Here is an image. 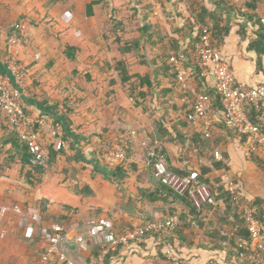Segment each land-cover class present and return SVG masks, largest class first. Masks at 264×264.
<instances>
[{"label":"crops","instance_id":"obj_1","mask_svg":"<svg viewBox=\"0 0 264 264\" xmlns=\"http://www.w3.org/2000/svg\"><path fill=\"white\" fill-rule=\"evenodd\" d=\"M47 1L0 0V72L8 74L4 63L6 54L19 63L20 87L25 92L21 98L22 107L31 119L44 118V122L39 124L36 130L42 148L45 151L50 136L56 131L57 137L54 142L60 138L61 148L64 150V155L58 156L53 163L45 166L40 182L28 191L16 182L18 165L11 163L9 168L0 172V207L6 208L5 213L0 215V264L36 263L41 242L36 244L33 240L25 239L33 237L35 228L26 224L24 218L31 213H40L37 205L40 201H45V214L49 217L48 219H62V225L67 231L63 244L69 254H72L73 236L76 233H84L87 223L98 217L107 218L115 229L122 224L143 223L144 221L140 218L143 214L138 212V216H131L120 210L121 193H118L115 185L105 177L103 166L100 162L97 163L94 154L103 146L117 148L124 144L126 151L132 147L128 162L135 171H129V177L124 181L126 188L124 193L134 195L136 188L147 186L144 180H140L147 166V151H141L138 145L143 141L136 139L131 133L133 131H128L133 125L128 121L117 120L119 116L116 113V102L120 100L118 96L124 93L123 105H128L132 101L133 108L136 110L144 111L150 108L168 112L166 116L170 120L169 123L177 125L186 134V143L191 133H199L198 122L186 120L194 94L206 88L211 89L210 81L201 80L200 77L196 79L194 76L189 80L188 88L181 89L175 84L171 70L161 69L159 62L150 67L148 63L155 54H165L169 57L173 53L183 58L187 65H194L190 50L196 42L194 37L197 26L191 12L198 5H204L212 11H221L215 6L214 0H197L195 7L191 6L188 0H143L142 6L146 3L150 4L151 14L147 21L155 25L159 31V37L155 38V41L158 39L161 41L146 49L147 64L144 61L140 63V58H136L133 66L130 67L133 76L141 75L152 82V86L140 89L149 91L148 100L140 105H136L133 98L126 95L123 90H119L121 86L126 89L127 84H122L118 79L115 84H111L110 79L116 74L113 70L114 63L120 58L116 45L111 43V39L104 44V54H97L96 46L92 41L85 43V40H82L81 29L85 27L80 22L73 29L72 39L63 38L61 34L65 30L58 22V9L46 6ZM112 1L121 10L120 16L128 18L134 2ZM57 2L59 1L56 0ZM247 5L256 8L254 11L242 12L248 17H240L230 12L222 14L230 29L228 34L218 42L217 47L221 56L229 61L236 80L247 86H255L264 80V28L256 21L260 14L264 15V3L260 1L256 4L247 3ZM83 13L86 20L92 19L93 23L100 26L101 42L106 41L103 36L106 32L104 15L100 13V6L93 8L92 15H87L85 5ZM142 13L143 11L139 9L138 19ZM139 21L141 19H130L128 25L131 28H129L128 36L138 35L135 28L140 24ZM16 22L21 25L22 41L11 40L12 27ZM239 31H242L244 37H240ZM88 36L92 37L90 34ZM66 42L80 48L73 61H69L63 55ZM110 44L114 46L116 52L112 61L105 54ZM257 52H261L260 67L257 66ZM64 60L68 62L67 67L70 68L68 73L60 65V62ZM107 67L110 68L105 72ZM65 96L70 98V105L74 109V113L71 114L72 125L69 126L53 107L55 105L62 109L61 102ZM115 107L116 114L113 113ZM128 114L129 112L124 115L129 116ZM215 114L208 116L212 119L211 138L204 139L208 140L211 147L217 146L223 158L227 157L228 169H213L211 176L215 174L213 175L215 178L226 173L230 178L235 176L237 184L240 185L242 177L247 176L248 179L250 177L246 168L248 161L243 156L240 157L241 152L233 149L239 140L234 137V141L229 145V141L226 140L228 137L224 136V130L228 128H219L215 124L217 123ZM1 124L7 126L5 117L0 112ZM240 142L244 144L243 140ZM164 146L174 167L180 168L190 164L196 168L197 163L208 165L203 156L197 159V151L193 148L189 153L191 159L181 160L182 154L187 149L186 144L165 143ZM177 147L181 150L176 154ZM253 157L257 156L253 154ZM2 158L0 156V161ZM255 160L253 161L256 163ZM248 185L254 188L259 187L253 180H249ZM154 207L160 208L161 204L158 203ZM144 213L148 216L147 212ZM152 218L161 219L156 216ZM49 223L42 221L45 225ZM200 234L193 238L190 245L186 243L178 245L175 242L174 247L177 252H173L174 258L180 259L185 264H234V261L225 263L223 253L220 251L201 249L199 242H206L207 237H201ZM153 244L152 239L146 238L138 245L129 244L118 251L125 256L126 264H144L147 261L143 257L153 250ZM261 263L264 264V258L261 259Z\"/></svg>","mask_w":264,"mask_h":264},{"label":"trees","instance_id":"obj_2","mask_svg":"<svg viewBox=\"0 0 264 264\" xmlns=\"http://www.w3.org/2000/svg\"><path fill=\"white\" fill-rule=\"evenodd\" d=\"M57 1L64 3L67 0ZM130 2H134V5L130 8L131 13H127L129 15L127 18L125 16H120L121 10L118 6H115L112 0H98L100 11L102 15H104V26L106 27V32L103 36L105 37V40L111 39V43L116 45V50L120 57L114 63L113 70L116 71V74L110 79L111 84H115L117 79L122 84H127L125 89L126 95L133 98L136 105H140L142 102L148 100L147 96L149 95L148 90L140 89L145 86H152V82L141 75L133 76L130 70L131 64L129 59H131V57L140 58V63L144 61L145 64H147L145 58L146 49L148 50V46H153L155 43H159L161 39L155 41V38L159 37V31L155 25H152L147 21V18L151 14L150 4L146 3L142 6L141 3L143 0H130ZM214 4L221 11H212L204 5H198L191 14L195 19V24L197 26L194 37L195 41L201 33L209 30L211 32L213 45L218 46V42L228 34L230 29L225 23L222 14L230 12L235 13L240 17L248 16H245L238 9L229 6L228 0H214ZM93 6V2L86 4L87 15L93 14ZM139 9L143 11V13L140 17L141 21H139L141 25L138 24L137 28H135L138 35L134 36V34H132V36H128L127 32L130 26L128 23H130V19L136 18L137 20H140L137 18ZM256 21L259 26L264 28V26L259 23L258 19ZM16 24H19V22H16ZM131 31L134 32L133 30ZM11 32L22 41L23 36L21 34V29L15 28V24L12 27ZM239 35L241 38L244 37L242 31H239ZM79 51L80 48L70 42L64 44L63 55L69 61L75 60L76 54ZM142 53H144V55ZM6 55L10 56L9 54ZM260 57L261 52H257L258 67H260ZM180 59L184 62L183 58ZM14 61L19 67V63L16 60ZM158 62L161 65V69L167 71L171 70V75H174L173 67L168 61L167 55H153L148 66H155ZM184 64L187 65L185 62ZM192 66L194 67V78L198 79V77H200L201 80H204V78L200 76L196 66ZM109 68L110 67L105 68V72H107ZM201 92L206 93L211 98L209 115L219 113L222 109L220 100L212 88L203 89ZM61 103L62 109L57 108L55 105L53 107L58 114H60L66 125H72L71 114L74 113V109L70 105V98L67 96L63 97ZM22 109L26 114L24 108ZM166 115L167 114L159 115L160 117L153 120L150 131L145 133L151 141L150 149L163 155L167 170L177 177L186 180L187 188L182 192L176 190L170 184L164 183L160 177L155 176L152 165L147 164L149 157L146 154L147 166L144 170V175L140 180H144L147 186L136 188L134 195H126L124 193L126 190L124 181L129 177V171H135V168L131 166L130 162H128L132 147L125 151L124 160L112 167L104 164L101 158L102 152L111 150L113 149L112 147L103 146L101 150L95 151L94 153L98 161L97 163L100 162L103 166L105 177L109 182L115 185L118 193H121L119 208L123 213L131 216H138L137 213L139 212L140 214H143L141 215L142 217H140L141 220H153V218L145 215L144 209L147 205L156 206L160 203L161 208L165 213L164 217L175 215L178 218V224L171 232L168 233L162 230H151L138 240L131 241L129 244L138 245L143 239H152L154 248L143 257V259L147 261V263L144 264H185L182 263L180 259L174 258L173 252H177L174 243L177 242L178 245H181L182 243L190 245L193 238L201 233V237H207V240L206 242H199L200 248L208 251L222 252L225 263L234 261V264H262V258H257L256 260L251 259L248 251L239 245L237 238H246L247 232L244 227L243 218L238 213V203L234 200L232 196L233 194L220 184V177L217 176L213 178V176H211L213 169H228L227 157L224 156L223 161H217L211 153L212 147L210 146V143L207 139L201 137L199 133H191L185 143L186 134L183 133L177 125L173 123L170 124V120L167 119ZM216 122L217 123L215 124L219 128H226L221 121L216 120ZM38 126L39 124L37 121L32 125L35 131L38 130ZM56 137L57 135L53 134L49 138V143L45 149V162L42 165H32L30 164V154L26 144L19 139L15 131L8 126L1 124L0 156L3 158L0 161V172H3L5 168H9L11 163L18 165L19 170L16 182L23 185L22 188L25 191L33 189L37 183L40 182L45 166L53 163L58 156L64 155L63 148H55L54 140ZM165 143L186 144L187 149L182 154L181 160H190V151H192V148L196 149V156H198L197 159L203 156L208 165L205 166L197 163L196 168L190 164L180 168L174 167L171 163L169 153L164 146ZM254 159H256V163L262 162L261 159H258L257 157H253V160ZM194 169L198 172L196 179L188 180L190 171ZM200 184L206 186L208 196L196 206L189 191L195 189V187ZM236 193H239L241 201H245V198L241 196L238 188ZM37 205L40 208L39 214L41 221L63 224L61 218L48 219L49 217L45 214V201H40ZM250 205L257 208V217L263 227L264 233V199L257 196L250 201ZM123 225L124 224H122V226ZM41 237L40 231L37 230L31 239H25L33 240L37 244L38 242H41ZM40 251L41 249L38 252L37 260ZM169 253L171 255H169ZM37 260L35 264H37ZM118 260H126V258L123 254L119 253V251L111 252L107 255L105 264H116Z\"/></svg>","mask_w":264,"mask_h":264},{"label":"built area","instance_id":"obj_3","mask_svg":"<svg viewBox=\"0 0 264 264\" xmlns=\"http://www.w3.org/2000/svg\"><path fill=\"white\" fill-rule=\"evenodd\" d=\"M264 0H228V5L238 9L240 12L254 11L247 3L256 4ZM259 23L264 26V15L258 16ZM15 28L21 25L15 24ZM209 30L201 33L193 49L190 50L191 60L204 80L210 81L211 88L218 96L221 111L214 117L221 121L226 128L231 130L234 137L243 140L247 150H264V80L255 86H247L238 82L231 70L229 61L221 56L219 48L212 43ZM19 39L16 35L11 36L12 41ZM174 70V82L181 88H188V82L194 75V67L185 65L175 54L168 57ZM4 63L7 73L0 72V112L5 117L7 126L16 132L19 139L27 146L30 154V164L42 165L46 159V153L38 139L37 131L32 127L37 121L44 122V118L36 120L27 116L21 106V98L25 94L21 89L20 69L11 56H6ZM211 98L206 93L196 92L192 100L191 110L186 115L188 122H198V132L203 138H211L212 119L209 116ZM56 134V131L53 132ZM133 134V132H131ZM62 145L60 138L55 142V148ZM126 146L104 151L101 158L109 167L115 166L125 158ZM217 161H223L219 148L212 145L211 151ZM147 164L152 165L154 174L160 177L164 183L170 184L168 180L176 177L167 170L164 157L161 153L149 149ZM197 170H191L188 180L196 179ZM178 180H185L176 177ZM186 181V180H185ZM187 183V182H186ZM220 184L233 194L238 203V213L243 218L244 227L247 232L246 238L238 237L240 246L248 251L250 258L256 260L260 252H264L263 227L257 217V208L241 201L237 186L227 175L220 176ZM176 190L175 186L170 184ZM179 191V190H178ZM202 192L208 194L205 185L200 184L189 194ZM182 192V191H180ZM205 194V195H206ZM193 196V195H192ZM202 196V195H201ZM199 201H193L196 206L206 198L201 197ZM6 208L0 207V215L5 213ZM24 222L39 230L41 234V251L37 264H78L72 254L64 247L66 229L59 223L42 224L39 213H31L25 216ZM178 224L175 215L166 216L161 219L144 221L140 224L123 225L117 229L105 217H98L86 225L84 233H76L72 238V250L78 252L80 264H105L109 253L118 251L129 245L131 241L138 240L151 230H162L171 232ZM170 255V254H169ZM116 264H126V260H118Z\"/></svg>","mask_w":264,"mask_h":264},{"label":"rangeland","instance_id":"obj_4","mask_svg":"<svg viewBox=\"0 0 264 264\" xmlns=\"http://www.w3.org/2000/svg\"><path fill=\"white\" fill-rule=\"evenodd\" d=\"M88 2L94 3L93 8L99 7L98 0H67L64 3L62 2L63 4H60L59 2L56 3V0H48L45 5L48 7H56L58 9V12H57V15L59 17L58 22H60V26L65 30L61 34L63 36V38L72 39L73 32H74L73 29L75 27H77L75 25H77L78 22H80V24L84 25V27H85V29H81L82 40H85V43L92 41V43H94V45L96 46V53L97 54H100V53L104 54V50H105L104 44H107L109 41L106 40V41L101 42L100 35L102 34L101 33L102 29L100 28V26L96 23H93L92 19L86 20L84 18L83 11L85 9V5ZM188 2H189V4L191 3V6H193V7H195V5L197 4V0H188ZM100 13H101V11H100ZM77 20H79V21H77ZM131 25L134 26L133 24H131ZM102 28H103V26H102ZM129 28H131V26H129ZM84 31H85V33H83ZM89 34L92 37L89 38V36H88ZM128 34H130V32H127V35ZM105 54L108 56L109 60L112 61L116 55V52L114 51V46L110 44V46L108 47V51H106ZM135 59H136V57H131V59H129L131 66H133ZM60 65L63 68V70H65V72H67V73L70 72V68L67 67L68 62L66 60L61 61ZM117 89H119V87ZM119 90H121V91L123 90V92L126 93L124 86L123 87L121 86ZM119 90L117 91L118 95H119ZM118 98L120 100H118L116 102V107H117L116 113L119 116L117 120L121 121V122H123V121L127 122L128 121L129 124L133 125L131 128L128 129V131H130V132L133 131V136L136 139L143 141L142 143H139V145H138L140 147L141 151L143 150V152H146V151L148 152L150 149L151 143H150L149 138L147 137L145 132L150 131L151 126L153 124V120L160 117L159 115H162V114L168 115V112L158 111L156 109L151 110L150 108H147L144 111L136 110L133 108V105H132L133 102L132 101H130L128 105L127 104L123 105V102L125 100L124 93L122 96L119 95ZM21 106H22V102H21ZM116 107H115L113 113H115ZM128 112H129V114H128L129 116H125L124 114H127ZM224 136L228 137L226 140L229 141L228 142L229 145L232 143V141H234L233 140L234 134L232 131L225 129L224 130ZM236 144H237L236 145L237 147L233 146V147H235L233 149H236L239 152H241L242 155H240V157L243 156V158H245L248 161L246 168H248V174L250 177H249V179L247 176L244 178L242 177L243 180L241 181L240 185L235 183L236 182L235 176L230 175V176H232L231 179L233 180V182L235 184H237V188L239 189L241 196H243V198H245V201L242 199L243 202L250 204V201L253 200V198H255L257 196L264 199V150H258L257 152H254L251 150H247L245 144H242V142H240V141ZM180 150H181V148H178L176 150V154ZM253 154H255L258 158H260L262 162L255 163L252 160ZM213 175H215V174H213ZM225 175H227V174L225 173ZM227 176H229V175H227ZM176 177L170 178L168 180V182H170V184L175 186L179 191L185 190L187 188L186 181L181 180V179L178 180ZM249 180H253V182L256 181L257 185H259V187L254 188V187L248 185ZM205 194L206 193L202 192V194H201L202 196H201V195H199L198 192L193 191V193H192L193 196L192 195H190V196L192 197L193 201H197V200L199 201L200 199L202 200L201 197L206 198L208 196V194H206V195ZM150 211H151V213H150ZM145 212H147L148 217H151V218L154 216H156L157 218H163L165 216V213L161 209V207L156 208L152 205H149L148 207H146ZM71 251H72L73 258L78 262V264H80L78 252H75L74 250H71ZM257 258L258 259L264 258V252H260L259 256Z\"/></svg>","mask_w":264,"mask_h":264}]
</instances>
